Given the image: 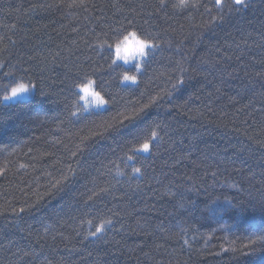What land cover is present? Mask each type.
<instances>
[{"label": "trees", "instance_id": "obj_1", "mask_svg": "<svg viewBox=\"0 0 264 264\" xmlns=\"http://www.w3.org/2000/svg\"><path fill=\"white\" fill-rule=\"evenodd\" d=\"M200 2L0 0V264H264L225 251L264 232V0ZM132 32L159 47L124 65ZM91 82L105 109L82 102ZM20 84L34 96L7 103Z\"/></svg>", "mask_w": 264, "mask_h": 264}, {"label": "snow or ice", "instance_id": "obj_2", "mask_svg": "<svg viewBox=\"0 0 264 264\" xmlns=\"http://www.w3.org/2000/svg\"><path fill=\"white\" fill-rule=\"evenodd\" d=\"M224 3H225V0H215V5H217V6L223 7ZM181 4L182 5H189V0H181ZM81 5H83V0H81ZM164 6H165V0H160V7L163 8ZM189 6L194 8V9L199 8V7H205L203 4H201L200 0H192V3ZM235 6L247 7L248 5L246 4V0H233L232 3L228 4L229 10H235V11L241 10V8H238ZM129 23L131 24L132 21H129ZM155 47H159V45H157L155 43L154 39L151 36H149L147 39H139V38H137V34L135 32H132L129 34V36H125L123 41H121V43L117 44L116 52L119 55L121 53V51H123L124 55L122 58L127 60L130 55L138 54L141 57L146 56L147 50L150 48H155ZM180 71H181V73H183L185 70L181 68ZM123 79L125 81H131V82L135 83L137 80V77L125 75ZM29 90L30 89L28 87H26L24 84H20L17 87H13L11 89V96H5L4 99L8 100L11 98H15L17 96H20L22 94L27 93ZM83 90L85 92L88 91L87 88H85ZM91 95L93 97H95V102L98 103V105H105L108 103L106 100H104V98L100 95L99 92H93V93H91ZM158 99H159V97H153L152 100L149 102V104L143 105L138 110L134 109L133 115L125 116L124 120L132 121V120L138 118L141 113H143L148 107H150L151 104H155ZM120 126H124V121L120 122ZM108 127L111 128L112 126L109 125ZM158 127L159 126H157V128ZM104 131L105 132L108 131V128H105ZM103 135H104V132H97L94 134V136H103ZM90 139L91 138L87 137V136L82 137L80 144L76 145V150L73 151L71 153V155L73 157H76L80 152H82L83 148L87 147L86 142L89 141ZM159 139H160V137H159L158 131L152 130L150 137L145 139L144 142L140 144L137 151L145 152V153L149 152L150 151V145H151L152 141H158ZM129 159H131V157H129ZM22 167H23V165H22ZM69 171H73L71 169V167L69 168ZM133 172L134 173H140L141 176L143 175L141 168H133ZM67 179H68L67 176H62L60 179L56 180L52 184V186H51L52 189L54 191H58V190L62 189L63 182L66 181ZM93 183H95V181H93ZM107 191H108V188H105V187H101L100 191H98V192L95 190H90V194L87 196V200L85 201V203L88 204L89 202H93L96 198H98L101 195V193H105ZM48 194H52V193L50 192ZM167 194L171 195V196L176 195V193H173L171 191H169ZM218 201H219V198H217L216 200H213L207 206V210L215 213L217 210V207L219 206ZM222 203L226 204L228 206H231V207H239L238 203L233 204V202L230 199H228L227 197L224 198V201ZM178 207L183 208L184 205L181 203L178 205ZM20 211H24V209L22 208ZM88 223L91 224V221H88ZM109 226H114L113 220L111 218H106V219H104V221L101 224H99L98 226L95 227L94 231L88 232L84 238L87 239L88 237H98V234L104 233ZM182 231H184V230L182 229ZM183 243L185 245L190 246L187 239H184ZM229 250L232 251L233 253L238 252L240 256H251V255H255L257 252L264 251V232H262L259 235H256L254 238H249L248 243L242 244L239 249L236 247H232L231 249H225V251H229Z\"/></svg>", "mask_w": 264, "mask_h": 264}, {"label": "rangeland", "instance_id": "obj_3", "mask_svg": "<svg viewBox=\"0 0 264 264\" xmlns=\"http://www.w3.org/2000/svg\"><path fill=\"white\" fill-rule=\"evenodd\" d=\"M137 38H138V36H137ZM150 49H148L147 52ZM115 55H116V60L118 62L124 64V65H134V64L140 63L146 57V56L141 57L140 55L136 54V55H130L128 57V59L125 60V59L122 58L123 55H124L123 51H121V53L118 55L117 52H116V49H115ZM136 82H137V80H136ZM124 83L125 84H135V83H133L131 81H125V80H124ZM26 87H28L30 89L27 93L22 94L20 96H17L15 98H11V99L5 100V101L7 103H15V102L26 101V100L31 99L34 96V88L33 87H30V86H26ZM85 88L88 89L87 92H85L83 90ZM80 92L82 94V102L84 103V105L87 108V110H91V109H94V110H102V109H105L106 108V105L107 104H105V105H98V103L95 102V97H93L91 95V93L97 92L96 89H95L94 83L91 82V83H89V84L81 87L80 88ZM9 96H11V95H9Z\"/></svg>", "mask_w": 264, "mask_h": 264}]
</instances>
